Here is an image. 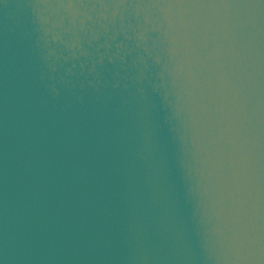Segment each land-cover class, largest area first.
<instances>
[{"label": "water", "instance_id": "obj_1", "mask_svg": "<svg viewBox=\"0 0 264 264\" xmlns=\"http://www.w3.org/2000/svg\"><path fill=\"white\" fill-rule=\"evenodd\" d=\"M0 264H264V0H0Z\"/></svg>", "mask_w": 264, "mask_h": 264}]
</instances>
